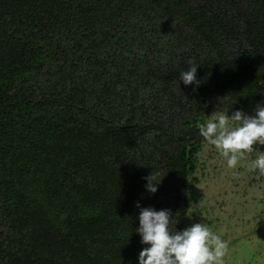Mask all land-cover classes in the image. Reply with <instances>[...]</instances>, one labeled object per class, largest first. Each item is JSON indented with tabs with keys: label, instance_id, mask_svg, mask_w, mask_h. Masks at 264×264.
Masks as SVG:
<instances>
[{
	"label": "trees",
	"instance_id": "obj_1",
	"mask_svg": "<svg viewBox=\"0 0 264 264\" xmlns=\"http://www.w3.org/2000/svg\"><path fill=\"white\" fill-rule=\"evenodd\" d=\"M260 103L264 0H0V264H139L140 208L184 230L197 125Z\"/></svg>",
	"mask_w": 264,
	"mask_h": 264
},
{
	"label": "clouds",
	"instance_id": "obj_2",
	"mask_svg": "<svg viewBox=\"0 0 264 264\" xmlns=\"http://www.w3.org/2000/svg\"><path fill=\"white\" fill-rule=\"evenodd\" d=\"M180 73L184 85L201 83L197 79L194 61ZM227 112L212 114L204 123L197 125L204 140L215 147L227 160L228 168H236L238 162L248 154L258 151L252 160L251 170H259L264 176V151L254 145H264V104H257L254 114L236 110L231 116ZM145 187L150 193L157 191L160 178L150 173L144 177ZM140 208L139 203L136 205ZM139 227L135 230L141 243L147 245L139 253V264H224L228 243L215 234L204 222L195 223L182 231L170 227L173 222L171 210H155L153 207L140 208Z\"/></svg>",
	"mask_w": 264,
	"mask_h": 264
},
{
	"label": "rangeland",
	"instance_id": "obj_3",
	"mask_svg": "<svg viewBox=\"0 0 264 264\" xmlns=\"http://www.w3.org/2000/svg\"><path fill=\"white\" fill-rule=\"evenodd\" d=\"M257 148L264 151V145ZM255 158L248 154L236 168H228L210 144L199 157L200 182L194 186L184 229L204 222L227 241L224 264H264V176L251 170Z\"/></svg>",
	"mask_w": 264,
	"mask_h": 264
}]
</instances>
